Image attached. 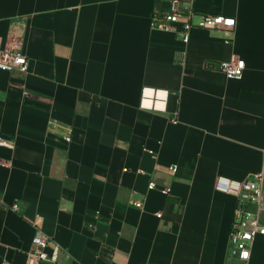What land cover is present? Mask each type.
I'll list each match as a JSON object with an SVG mask.
<instances>
[{
  "label": "crops",
  "instance_id": "crops-1",
  "mask_svg": "<svg viewBox=\"0 0 264 264\" xmlns=\"http://www.w3.org/2000/svg\"><path fill=\"white\" fill-rule=\"evenodd\" d=\"M174 5L236 25L185 42L153 24ZM0 43L29 60L0 68V264H28L38 230L60 252L36 264H264L263 234L247 260L230 249L238 196L215 188L264 173V0H0Z\"/></svg>",
  "mask_w": 264,
  "mask_h": 264
},
{
  "label": "built area",
  "instance_id": "built-area-1",
  "mask_svg": "<svg viewBox=\"0 0 264 264\" xmlns=\"http://www.w3.org/2000/svg\"><path fill=\"white\" fill-rule=\"evenodd\" d=\"M178 0H174L176 4ZM154 27L167 31H176L185 42L190 41V30L193 27L218 28L232 30L236 25V19L232 16L204 14L197 22L192 21L190 14H185L176 5L170 11L156 14L153 19ZM214 63L209 62L208 66ZM216 67L223 71L228 77H241L244 73L246 62L244 59H230L220 61ZM0 68L5 70H19L26 72L29 69L28 57L17 48L7 49L0 43ZM169 91L154 87H144L141 94L140 106L142 108L163 111L167 110ZM177 122L178 119H172ZM66 139L71 140V127H67ZM14 139L4 135L0 128V146H13ZM150 152L153 150L149 149ZM2 166H8L7 162H0ZM171 170L177 171L178 165H173ZM157 187L156 181H150L149 188ZM215 188L226 193L238 196V207L236 209L230 237V249L242 260L251 256L252 242L256 236L264 235V221L259 211L251 210L248 205L255 203L260 205L264 201V173H257L245 180L232 179L225 175H218L215 180ZM168 192L169 189L167 188ZM135 205L141 206V201H135ZM12 209H19V204L10 205ZM34 248L28 252V264H36L40 260L59 261L60 245L38 230L33 237ZM52 247L49 251L48 249ZM10 264V263H6Z\"/></svg>",
  "mask_w": 264,
  "mask_h": 264
},
{
  "label": "rangeland",
  "instance_id": "rangeland-1",
  "mask_svg": "<svg viewBox=\"0 0 264 264\" xmlns=\"http://www.w3.org/2000/svg\"><path fill=\"white\" fill-rule=\"evenodd\" d=\"M263 211H264V209H263ZM263 220H264V214H263Z\"/></svg>",
  "mask_w": 264,
  "mask_h": 264
}]
</instances>
